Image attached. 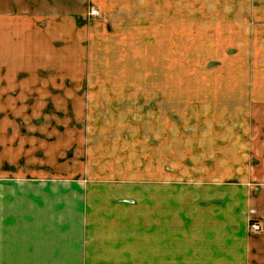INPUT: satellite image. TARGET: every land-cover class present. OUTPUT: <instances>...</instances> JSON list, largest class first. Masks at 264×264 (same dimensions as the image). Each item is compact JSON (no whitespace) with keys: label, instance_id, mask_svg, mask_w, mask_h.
<instances>
[{"label":"rangeland","instance_id":"1","mask_svg":"<svg viewBox=\"0 0 264 264\" xmlns=\"http://www.w3.org/2000/svg\"><path fill=\"white\" fill-rule=\"evenodd\" d=\"M180 1L168 19L86 25L80 70L75 60L65 73L74 77L70 99L47 92L53 85L47 88L45 73L54 69L42 62L0 67V173L14 179L151 169L167 171L174 186L240 162L260 171L264 4Z\"/></svg>","mask_w":264,"mask_h":264},{"label":"crops","instance_id":"2","mask_svg":"<svg viewBox=\"0 0 264 264\" xmlns=\"http://www.w3.org/2000/svg\"><path fill=\"white\" fill-rule=\"evenodd\" d=\"M178 3L0 0V67L42 62L54 69L45 73L51 77L47 88L53 85L47 92L70 99L74 77L65 73L75 60L80 70L86 25L168 19ZM253 3L264 0L248 2ZM90 6L99 15H90ZM85 74L81 85L87 84ZM240 163L174 186L167 185V171L151 169L121 177L101 172L13 179L0 173V264H264V229L248 230L251 219L264 226V155L260 171ZM184 176L179 180L190 179Z\"/></svg>","mask_w":264,"mask_h":264},{"label":"built area","instance_id":"3","mask_svg":"<svg viewBox=\"0 0 264 264\" xmlns=\"http://www.w3.org/2000/svg\"><path fill=\"white\" fill-rule=\"evenodd\" d=\"M88 13L90 15H93V16H97L99 15V11L98 9L94 8V7H91L89 10H88ZM264 229V226H263V223H261L259 220L257 219H251L248 223V230L249 232H258V231H261Z\"/></svg>","mask_w":264,"mask_h":264}]
</instances>
